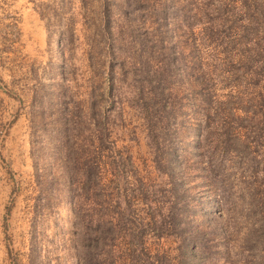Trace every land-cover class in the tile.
I'll return each mask as SVG.
<instances>
[{
	"label": "rangeland",
	"instance_id": "1",
	"mask_svg": "<svg viewBox=\"0 0 264 264\" xmlns=\"http://www.w3.org/2000/svg\"><path fill=\"white\" fill-rule=\"evenodd\" d=\"M98 218L100 264H264V0H0V264Z\"/></svg>",
	"mask_w": 264,
	"mask_h": 264
},
{
	"label": "trees",
	"instance_id": "2",
	"mask_svg": "<svg viewBox=\"0 0 264 264\" xmlns=\"http://www.w3.org/2000/svg\"><path fill=\"white\" fill-rule=\"evenodd\" d=\"M86 175H85V183H86V190H88V188H91V186L95 185L94 183V179L93 176L96 174L94 172V169L92 167V165H88V167H86ZM94 188H91V190ZM7 211L9 212V208L7 209ZM111 220V217L109 218ZM112 221V220H111ZM108 220V222H106V220H102V219H96L94 222V228H93V244L90 243V245H88L86 247V256L84 254V251L82 252L83 257H80V263L81 264H100L99 261V255L100 253H97V247L98 244H100V241L102 237L108 236V235H113V233H115V224L113 222H111ZM91 222H92V218H91ZM92 225V224H91ZM103 243V242H102ZM104 244V243H103ZM104 246V245H103ZM97 253V255H96ZM112 264V263H110Z\"/></svg>",
	"mask_w": 264,
	"mask_h": 264
}]
</instances>
